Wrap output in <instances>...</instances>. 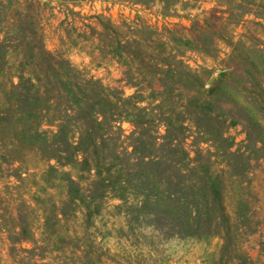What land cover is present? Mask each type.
Instances as JSON below:
<instances>
[{
  "label": "rangeland",
  "instance_id": "obj_1",
  "mask_svg": "<svg viewBox=\"0 0 264 264\" xmlns=\"http://www.w3.org/2000/svg\"><path fill=\"white\" fill-rule=\"evenodd\" d=\"M264 0H0V264H264Z\"/></svg>",
  "mask_w": 264,
  "mask_h": 264
},
{
  "label": "trees",
  "instance_id": "obj_2",
  "mask_svg": "<svg viewBox=\"0 0 264 264\" xmlns=\"http://www.w3.org/2000/svg\"><path fill=\"white\" fill-rule=\"evenodd\" d=\"M253 85L256 86L254 87L255 91L258 95L261 96L262 100L264 101V90L262 89V87H260V85H258L256 82H254Z\"/></svg>",
  "mask_w": 264,
  "mask_h": 264
}]
</instances>
